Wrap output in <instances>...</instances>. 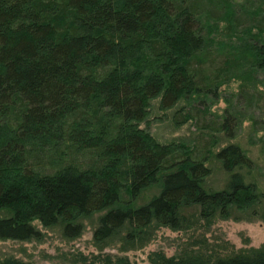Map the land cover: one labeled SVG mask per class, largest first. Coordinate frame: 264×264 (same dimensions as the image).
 <instances>
[{
    "label": "trees",
    "instance_id": "16d2710c",
    "mask_svg": "<svg viewBox=\"0 0 264 264\" xmlns=\"http://www.w3.org/2000/svg\"><path fill=\"white\" fill-rule=\"evenodd\" d=\"M233 1L0 0V240L39 239V226L73 239L95 214L96 245L133 247L162 227L264 221V193L241 173L255 166L249 155L234 144L213 151L215 133L232 139L247 119L250 89L264 90V0L242 8ZM220 23L249 39L218 41L212 29ZM231 81L240 86L227 98L221 88ZM156 100L159 109L178 108L176 125L193 120L201 131L193 145L157 142L140 126ZM222 100V114H212ZM212 156L230 174L216 191L204 185ZM208 253L187 248L150 260L264 264V247Z\"/></svg>",
    "mask_w": 264,
    "mask_h": 264
},
{
    "label": "rangeland",
    "instance_id": "374dc122",
    "mask_svg": "<svg viewBox=\"0 0 264 264\" xmlns=\"http://www.w3.org/2000/svg\"><path fill=\"white\" fill-rule=\"evenodd\" d=\"M246 1L248 0H235L233 3L242 8L249 4V2L245 3ZM247 11L249 12V10ZM223 27L224 25L220 23L216 27V31L215 28L212 29L214 32L212 36H216L218 41L243 44L249 39L248 37H240L236 33L227 34ZM217 43L215 41V44ZM219 47H221L220 42L217 48ZM258 79L264 81V73L259 74ZM252 83L250 82L248 86ZM239 86V81L228 82L221 88L222 95L227 98L233 97L232 94L238 90ZM258 88V90L253 89L254 91L250 89L254 97L250 107L245 109L247 119L237 127L235 137L228 139L221 132L215 133L214 136L218 143L213 151L215 153V150H219L227 144L238 145L246 152L247 156L249 155L255 165L250 175L244 169L241 170V173L247 177V181L249 179L254 180L258 184L259 190L264 193V90L261 87ZM236 103L242 107L247 105H245L243 98ZM225 105V100L217 102L212 106L211 113L215 114L216 112V115L220 116L226 107ZM149 109H151L149 115L140 126L150 132L157 142H187L189 145H193L194 139L201 134L193 120L180 126L176 125L174 116L178 110L177 107L162 110L158 108V100H156ZM250 113L257 119L256 127L261 128V130L256 131L258 128H255L252 121L248 119L251 117ZM204 134L208 137L213 135L208 130ZM208 165L211 169V175L205 180L206 189L212 191L223 189L230 174L222 169L221 163L213 156L209 159ZM191 214L190 211L189 215ZM98 217L99 214H95L91 218H84L81 221V224L84 225L81 234L73 239L63 236L62 227L45 229L39 226L41 230L39 239L28 240L27 242L0 240V264L6 257L26 264H103L100 261L107 256L111 258L126 257L132 264H151L150 257L155 252H162L171 257L180 255L183 250L188 248L191 251L209 252L208 254L223 257L241 250L264 247L263 220L261 221L259 218L246 220L233 217L228 220L218 219L206 230L199 228L184 230V232H172L170 229L162 227L156 231L149 242L140 247L136 245L133 247L131 243L120 240L107 243V245H96L93 233L98 225Z\"/></svg>",
    "mask_w": 264,
    "mask_h": 264
}]
</instances>
